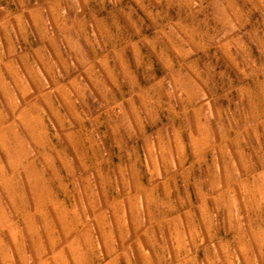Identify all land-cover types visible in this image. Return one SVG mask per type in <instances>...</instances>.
<instances>
[{"label": "rangeland", "instance_id": "rangeland-1", "mask_svg": "<svg viewBox=\"0 0 264 264\" xmlns=\"http://www.w3.org/2000/svg\"><path fill=\"white\" fill-rule=\"evenodd\" d=\"M0 264H264V0H0Z\"/></svg>", "mask_w": 264, "mask_h": 264}]
</instances>
